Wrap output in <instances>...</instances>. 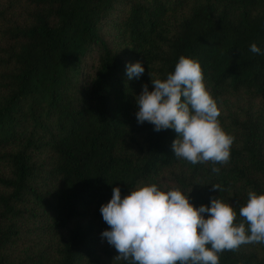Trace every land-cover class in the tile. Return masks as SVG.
<instances>
[{"label":"trees","instance_id":"1","mask_svg":"<svg viewBox=\"0 0 264 264\" xmlns=\"http://www.w3.org/2000/svg\"><path fill=\"white\" fill-rule=\"evenodd\" d=\"M182 55L234 137L227 164L178 159L173 129L137 123L142 85ZM146 184L194 207L218 198L236 224L247 193H264V0H0V264H128L100 207ZM219 257L264 264V243Z\"/></svg>","mask_w":264,"mask_h":264},{"label":"clouds","instance_id":"2","mask_svg":"<svg viewBox=\"0 0 264 264\" xmlns=\"http://www.w3.org/2000/svg\"><path fill=\"white\" fill-rule=\"evenodd\" d=\"M250 51L260 54L261 49L252 43ZM144 71L140 62L126 65L129 80ZM151 83L152 91L144 84L135 98L137 123L148 122L157 132L173 129L177 137L171 148L178 159L192 165L227 164L234 137L220 125V109L205 86L200 63L182 55L166 79ZM211 187L221 190L219 184ZM247 197L239 209L244 220L236 224V211L218 198L211 199L210 207H194L178 188L162 191L146 184L122 198L114 187L111 199L100 207L109 226L101 237L128 264H219L224 251L264 243V193L250 190Z\"/></svg>","mask_w":264,"mask_h":264}]
</instances>
